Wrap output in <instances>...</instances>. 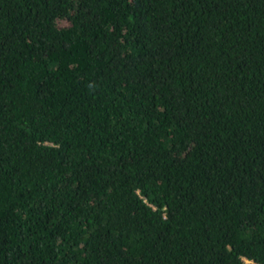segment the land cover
<instances>
[{
	"label": "trees",
	"instance_id": "trees-1",
	"mask_svg": "<svg viewBox=\"0 0 264 264\" xmlns=\"http://www.w3.org/2000/svg\"><path fill=\"white\" fill-rule=\"evenodd\" d=\"M264 264V0H0V264Z\"/></svg>",
	"mask_w": 264,
	"mask_h": 264
},
{
	"label": "built area",
	"instance_id": "built-area-1",
	"mask_svg": "<svg viewBox=\"0 0 264 264\" xmlns=\"http://www.w3.org/2000/svg\"><path fill=\"white\" fill-rule=\"evenodd\" d=\"M243 262H244V264H253V263H251V262H249V261H246V260H244V259H243Z\"/></svg>",
	"mask_w": 264,
	"mask_h": 264
}]
</instances>
